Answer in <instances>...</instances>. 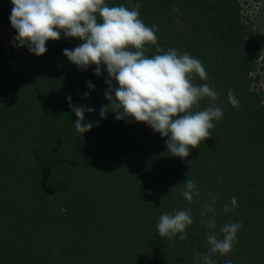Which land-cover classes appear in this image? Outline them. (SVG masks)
Instances as JSON below:
<instances>
[{
    "label": "trees",
    "instance_id": "obj_1",
    "mask_svg": "<svg viewBox=\"0 0 264 264\" xmlns=\"http://www.w3.org/2000/svg\"><path fill=\"white\" fill-rule=\"evenodd\" d=\"M106 3L141 5L140 18L158 27L147 56L175 48L198 58L208 78L194 75L193 84L207 83L219 96L193 111L214 104L223 117L187 158L171 156L168 138L147 123L118 121L113 111L100 116L110 103L106 66L98 76L95 65L82 70L64 55L82 40L61 32L44 55L30 53L16 65L13 49L0 41V264H202L195 254L206 253L207 235L226 223L242 227L230 253L212 256L215 264H264V91L253 74L264 32H254L240 0ZM12 8L0 0V32L18 35ZM69 96L95 109L85 112L93 127L83 135ZM187 179L201 193L193 202L180 194ZM209 193L218 197L215 229L205 223L212 213L201 215ZM233 197L238 206L225 212ZM179 210L192 212L188 239L161 237L160 216Z\"/></svg>",
    "mask_w": 264,
    "mask_h": 264
},
{
    "label": "clouds",
    "instance_id": "obj_2",
    "mask_svg": "<svg viewBox=\"0 0 264 264\" xmlns=\"http://www.w3.org/2000/svg\"><path fill=\"white\" fill-rule=\"evenodd\" d=\"M11 2L10 22L18 33L15 40L20 46L27 45L31 53L42 56L47 52V42L60 40L63 32L65 37L83 41L72 50L64 49L70 62L82 70L95 65L98 76L106 66L109 89L104 95L110 103L100 109L102 118H106L108 111H113L118 121L134 119L147 123L155 132L168 138L166 144L171 156L180 158H187L192 149L211 137L210 130L215 127L213 121L223 117L222 109L214 104L200 111L193 109L199 108V102L204 98L215 101L219 93L207 83L193 84L194 75L206 80L208 74L202 62L189 53L181 54L175 48H169L163 54L151 57L145 54L148 51L146 45L157 44L158 27L148 26L140 18V4L128 8L109 6L106 0ZM162 51L156 47L157 53ZM113 80L118 82V87L113 86ZM88 87L94 88V85L89 82ZM71 99L69 96V106L77 117L74 127L83 135L93 127L92 122H84L85 112L95 109L74 105ZM228 99L234 107H239L240 102L232 90L228 92ZM182 183L180 194L187 201L200 198L201 193L193 180ZM217 200L214 193H209V200L204 202L201 212L202 216L212 213L205 221L210 229L217 227ZM237 206L233 197L231 208L225 204L224 211H234ZM192 224L191 210H179L174 214H162L157 230L161 237L171 238L179 233V239L186 241V230ZM241 227V223H226L219 233L210 232L206 237L208 251L196 253L195 258L202 259V264H215L212 256L230 253ZM225 264H232V261L227 260Z\"/></svg>",
    "mask_w": 264,
    "mask_h": 264
},
{
    "label": "rangeland",
    "instance_id": "obj_3",
    "mask_svg": "<svg viewBox=\"0 0 264 264\" xmlns=\"http://www.w3.org/2000/svg\"><path fill=\"white\" fill-rule=\"evenodd\" d=\"M243 8L244 14H246L253 23V30L256 34L264 32V0H240ZM16 34L9 31L0 32V41H3L4 46L7 49H13L12 58L13 65H16L22 57L28 56L31 52L27 45L20 46L15 40ZM22 51V52H21ZM19 55L17 56V54ZM22 53V54H21ZM32 54V53H31ZM253 74L259 75V80L257 86H259L264 91V50L262 51V56L259 60L257 69Z\"/></svg>",
    "mask_w": 264,
    "mask_h": 264
}]
</instances>
